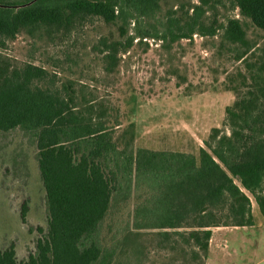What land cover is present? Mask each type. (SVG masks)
<instances>
[{
  "label": "trees",
  "instance_id": "obj_1",
  "mask_svg": "<svg viewBox=\"0 0 264 264\" xmlns=\"http://www.w3.org/2000/svg\"><path fill=\"white\" fill-rule=\"evenodd\" d=\"M31 1L0 0V49L21 33L53 36L97 17L118 24L122 38L100 42L111 74L137 39L214 37L223 29L226 41L242 48L235 60L248 75L231 88L236 99L226 108L229 132L214 128L197 157L137 148L129 129L117 131L116 115L79 100L70 83L59 87L45 68L17 66L0 54V132L20 128L34 141L48 210L36 252L19 262L13 245L0 248V264H112L120 246L128 248L140 232H152L159 248L177 251L182 264H204L214 228L254 226L252 199L264 217V62L250 61L255 45L239 18L206 23L213 0H200L187 19L167 23L159 18L162 0H36L18 7ZM229 1L264 31V0ZM131 199L134 208L126 214ZM107 219L122 233L111 246L102 233Z\"/></svg>",
  "mask_w": 264,
  "mask_h": 264
},
{
  "label": "rangeland",
  "instance_id": "obj_2",
  "mask_svg": "<svg viewBox=\"0 0 264 264\" xmlns=\"http://www.w3.org/2000/svg\"><path fill=\"white\" fill-rule=\"evenodd\" d=\"M195 4L200 0H162L160 21L187 19L193 12H187L190 5ZM210 5L215 8L206 14V23L215 18L226 24L230 18H239L248 40L255 45L250 61L264 62V31L241 18L229 0H213ZM133 33L131 25L129 35ZM223 33L220 29L214 37L197 34L177 41L137 39L128 52L120 54V63L111 74L104 70L100 42L122 38L118 24H106L97 17L53 36L21 33L9 40L0 54L17 66L31 63L45 68L59 87L70 83L79 100H93L116 115L121 123L117 131L129 129L137 148L198 157L214 128L229 132L226 108L236 99L231 88L240 87L248 75L246 65L235 60L242 48L226 41ZM115 121L112 118L111 124ZM36 154L34 141L22 129L0 132V248L13 245L19 262L36 252L37 242L48 228L46 194ZM133 208L131 199L126 214ZM252 211L255 225L248 230H212L204 264H264V233L260 231L264 219L253 199ZM110 225L107 219L102 229L104 243L109 246L119 241L116 233L122 239L118 233L121 228ZM148 233L140 232L128 248L120 246L112 264L183 263L177 251L172 252L166 244L159 248L158 239Z\"/></svg>",
  "mask_w": 264,
  "mask_h": 264
},
{
  "label": "crops",
  "instance_id": "obj_3",
  "mask_svg": "<svg viewBox=\"0 0 264 264\" xmlns=\"http://www.w3.org/2000/svg\"><path fill=\"white\" fill-rule=\"evenodd\" d=\"M263 219H264V217H263ZM264 223V222H263ZM251 227H253V226H250V227H233V228H231V229H229L230 231H232V230H236V231H238L239 229H242L241 231H244V230H248L249 228H251ZM260 231L262 232V233H264V229H262V227H261V229H260ZM244 243V242H243Z\"/></svg>",
  "mask_w": 264,
  "mask_h": 264
},
{
  "label": "water",
  "instance_id": "obj_4",
  "mask_svg": "<svg viewBox=\"0 0 264 264\" xmlns=\"http://www.w3.org/2000/svg\"><path fill=\"white\" fill-rule=\"evenodd\" d=\"M36 0H33V1H31V2H29V3H27V4H24V5H21V6H18V7H23V6H27V5H31L33 2H35Z\"/></svg>",
  "mask_w": 264,
  "mask_h": 264
}]
</instances>
